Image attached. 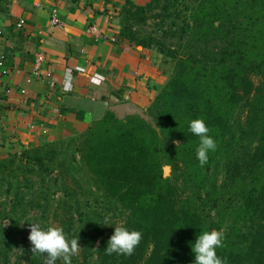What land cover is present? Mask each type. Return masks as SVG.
<instances>
[{"label": "trees", "instance_id": "trees-1", "mask_svg": "<svg viewBox=\"0 0 264 264\" xmlns=\"http://www.w3.org/2000/svg\"><path fill=\"white\" fill-rule=\"evenodd\" d=\"M180 2L186 3L183 10ZM154 9L166 15L163 24L172 18L180 24L161 26L159 38L151 34L142 40L129 33L131 19L142 20ZM120 20L118 39L157 49L174 61L173 73L149 108L150 122L120 120L109 111L89 126L79 151L97 187L128 212L122 226L140 231L142 239L131 256L106 255L116 226L87 217L76 230H64L81 246L72 264H194L196 238L210 229L220 231L221 224L211 222L207 230L178 183L164 178L165 149L174 175L181 169L200 190L222 164L225 184L239 194L241 204L217 256L225 264H264V0L127 2ZM168 39L176 45H167ZM194 119L205 121L216 143L203 166L197 159L200 137L190 131ZM15 196L21 199L19 191ZM8 239L0 241V264H11L14 243ZM40 255L43 263L47 253ZM54 264H64L63 258Z\"/></svg>", "mask_w": 264, "mask_h": 264}, {"label": "crops", "instance_id": "crops-1", "mask_svg": "<svg viewBox=\"0 0 264 264\" xmlns=\"http://www.w3.org/2000/svg\"><path fill=\"white\" fill-rule=\"evenodd\" d=\"M116 1L0 0L1 144L41 137L34 131L41 125L52 137H66L71 127L84 130L126 102L143 105V93H155L146 85L154 77L153 51L85 34L97 25L119 38ZM53 15L64 28L52 26ZM36 54L42 56L38 68Z\"/></svg>", "mask_w": 264, "mask_h": 264}, {"label": "rangeland", "instance_id": "rangeland-1", "mask_svg": "<svg viewBox=\"0 0 264 264\" xmlns=\"http://www.w3.org/2000/svg\"><path fill=\"white\" fill-rule=\"evenodd\" d=\"M150 1L118 0L113 10L121 18L127 2L146 6ZM185 4L180 2L179 10H183ZM107 11L110 10L106 9ZM165 16L161 9H154L142 16V20L147 18L146 22L131 19L129 24L132 28L129 33L142 40L149 38L151 34L159 38L161 26L162 30H166L171 22L180 24L175 18L166 20L167 24H163L162 17ZM176 41L168 39L166 44L176 45ZM150 50L154 54L152 59L154 77L150 78L146 85L150 92L153 89L155 93L142 94L141 103L144 106L136 102L134 105L126 102L120 111L112 112L120 120L139 117L150 122L152 118L149 108L171 78L174 61L160 54L155 48ZM88 128L77 130L71 127L70 135L60 137L62 136L60 133L52 137L47 134L50 129L41 125L38 126L39 131L34 128L41 137L33 139L13 137L4 144L0 142V241L4 238L9 241L10 238L14 243V250L10 254L11 264H29L31 260L33 264H45L46 259L41 263L40 253H35L37 256H34L35 254L31 252L32 245L28 239L30 224L40 223L43 228L55 226L64 230L71 226L73 231L78 228L81 220L87 217L100 221L108 218L110 224L116 227L124 224L128 212L97 187L81 159L79 148L89 132ZM57 129L58 127L54 128V131ZM168 154L167 149L162 152L164 178L178 183L184 196L182 198L203 215L207 230L210 229L211 222H219L224 232L230 225L236 224L235 216L241 204L240 196L229 184H225L222 164L213 170V178L211 177L207 188L200 190L194 182L186 178L181 169L174 175L176 169L167 162ZM32 169L35 173H31ZM166 169L169 171L166 172ZM11 182H14L13 186L10 185ZM17 191L21 195L19 200L15 196ZM6 214L8 215L5 218ZM7 234L9 237H5Z\"/></svg>", "mask_w": 264, "mask_h": 264}, {"label": "clouds", "instance_id": "clouds-1", "mask_svg": "<svg viewBox=\"0 0 264 264\" xmlns=\"http://www.w3.org/2000/svg\"><path fill=\"white\" fill-rule=\"evenodd\" d=\"M190 131L200 137V143L197 148V159L200 165L203 166L207 163L208 152L215 150L216 143L208 135L210 130L203 119L192 120ZM176 144L179 145V142H176ZM104 224H109L108 218H105ZM29 227L30 234L28 239L32 245L31 252L34 254L47 253L48 258L45 264H54L61 257L64 264H72L71 257L79 254L81 249L78 242L79 238L69 240L62 227L49 226L43 228L40 223L30 224ZM141 239L142 233L140 231H129L123 226H117L107 243V247L104 249L105 254L112 255L116 253L131 256ZM223 240V230L200 233L192 245V252L195 254L194 264H225L216 253V249L223 246Z\"/></svg>", "mask_w": 264, "mask_h": 264}, {"label": "built area", "instance_id": "built-area-1", "mask_svg": "<svg viewBox=\"0 0 264 264\" xmlns=\"http://www.w3.org/2000/svg\"><path fill=\"white\" fill-rule=\"evenodd\" d=\"M51 24L55 28L62 29L65 26V23L62 22L56 15H53L51 20ZM24 24V21L21 20L18 23V26L21 27ZM85 34L91 36L97 42H103L105 40L116 43L118 42V38L116 36L110 35L105 32L103 29L99 28L97 25H91L86 29ZM42 62V56L40 54H36V67L38 68ZM7 92H12V89L9 88Z\"/></svg>", "mask_w": 264, "mask_h": 264}, {"label": "water", "instance_id": "water-1", "mask_svg": "<svg viewBox=\"0 0 264 264\" xmlns=\"http://www.w3.org/2000/svg\"><path fill=\"white\" fill-rule=\"evenodd\" d=\"M124 106H125V105H123V107H124ZM121 107H122V106H121ZM121 107H120V108H121ZM168 171H169V169H166V172H168Z\"/></svg>", "mask_w": 264, "mask_h": 264}]
</instances>
